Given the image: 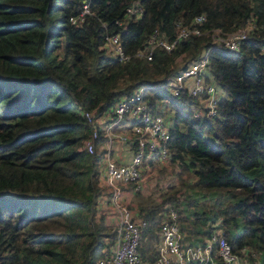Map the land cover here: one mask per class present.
<instances>
[{"label":"trees","instance_id":"1","mask_svg":"<svg viewBox=\"0 0 264 264\" xmlns=\"http://www.w3.org/2000/svg\"><path fill=\"white\" fill-rule=\"evenodd\" d=\"M194 27L201 35L170 52L135 57L154 34L172 41ZM237 29L249 31L239 50L213 42L215 30ZM111 34L129 61L107 54ZM202 53L207 79L223 92L214 115L205 95L167 88ZM139 87L150 89L153 110L174 107L167 147L176 180L159 201L128 204L147 223L143 260L158 258L160 223L173 208L185 242L221 230L237 254L264 264V0H0V264H94L110 252L112 219L99 201L109 192L100 155L84 146L91 126L82 112L109 110Z\"/></svg>","mask_w":264,"mask_h":264},{"label":"built area","instance_id":"2","mask_svg":"<svg viewBox=\"0 0 264 264\" xmlns=\"http://www.w3.org/2000/svg\"><path fill=\"white\" fill-rule=\"evenodd\" d=\"M85 14L88 8L85 5ZM127 12L136 17L141 16L143 9L129 7ZM83 17L72 18L76 23ZM202 20L197 17L196 22ZM201 35L200 28L183 29L172 41L157 38L154 34L149 41V52L139 51L135 57L151 60L153 51L157 48L170 52L178 42L189 34ZM249 35L247 29H237L228 34L219 30L213 32V42L230 51L240 49L241 43ZM104 48L108 55L119 61H129L128 54L118 34L106 35ZM208 54L189 64L176 75L169 77L167 88L171 95L178 96L187 91L191 96L205 95L204 107L207 115L216 112V101L219 97L217 86L208 78ZM146 87H139L131 95L121 97L109 110L101 113L83 111V115L91 126V133L84 146L90 154L100 155V185L109 192L108 202L105 195L99 198L102 207L110 210L109 217L113 222L114 243L110 252L105 251L94 264H253L237 254L230 243L219 233H213L209 239L191 243L184 241L179 224L176 222L177 212L171 208L163 214L159 235L161 241L157 247L158 258L153 263L143 260L139 247L141 230L146 226V220L137 219L134 211L123 199L126 186L132 185V191L144 188V174L150 171L155 163H166L169 159L167 143L170 139V127L166 124L163 111L153 110L148 102ZM197 109L195 115L201 114ZM129 146L134 155L130 164L119 162L114 157L116 145ZM104 171L101 172V166ZM247 254L248 249L243 248ZM255 258L256 254H252ZM257 262V261H256Z\"/></svg>","mask_w":264,"mask_h":264},{"label":"rangeland","instance_id":"3","mask_svg":"<svg viewBox=\"0 0 264 264\" xmlns=\"http://www.w3.org/2000/svg\"><path fill=\"white\" fill-rule=\"evenodd\" d=\"M179 64L182 65L183 61H181ZM222 94L223 92L220 89H218V95L220 96ZM161 110L163 111L162 114L165 117L166 124L170 126L173 123V113H174L173 105L168 103L166 107ZM121 152L123 153L122 163L130 164L133 158V155H134V151L129 146H126L125 148L124 145H116V148L113 154L114 157L119 158V153ZM174 168L175 166L171 165V163L169 162L166 163V160L163 162L155 163L152 166L151 170L147 171L144 174V180H143L144 188L140 191L139 198L136 197L132 199V197L135 195L134 194L133 196H131L130 199H128L129 202L131 204L137 205L139 203L151 202L152 200L159 201L161 199L160 198L161 193L166 192L168 189L169 185L167 184L176 181L174 177V173H173ZM103 171H104V165L101 166V172ZM146 197L148 198L146 199ZM215 197L216 195L214 194H210L208 197H206L205 200L207 202V205L208 204L211 205ZM213 226H216V224H213ZM218 233L221 234V230H219ZM191 237H192L191 235L188 236V240L190 239L189 241L193 240ZM198 241L200 240L197 239V242ZM244 256L247 257V254L245 253ZM255 260H258V258Z\"/></svg>","mask_w":264,"mask_h":264},{"label":"crops","instance_id":"4","mask_svg":"<svg viewBox=\"0 0 264 264\" xmlns=\"http://www.w3.org/2000/svg\"><path fill=\"white\" fill-rule=\"evenodd\" d=\"M120 145H124V147L126 148V146H125V144H120ZM123 147V146H122ZM122 159H123V153L121 152V153H119V158H117V160L119 161V162H122ZM134 195V193L132 192V191H130V190H128V189H125L124 190V195H123V199L125 200V202L127 203V204H131L130 202H129V200L128 199H130L131 198V196H133ZM134 197V196H133ZM132 197V199H134ZM105 209H107V208H105ZM109 213H110V210H109ZM112 221V220H111ZM112 224H113V222H112Z\"/></svg>","mask_w":264,"mask_h":264}]
</instances>
